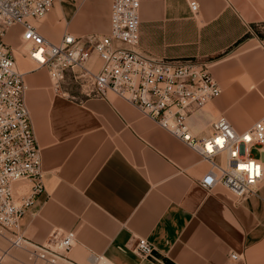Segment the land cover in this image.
I'll return each mask as SVG.
<instances>
[{
	"label": "crops",
	"instance_id": "0c3cea01",
	"mask_svg": "<svg viewBox=\"0 0 264 264\" xmlns=\"http://www.w3.org/2000/svg\"><path fill=\"white\" fill-rule=\"evenodd\" d=\"M189 1L141 0L139 49L207 62L220 93L187 118L194 137L211 135L218 116L243 131L264 115V0H196L195 13ZM109 4L57 0L34 23L52 42L106 34ZM3 39L41 147L44 190L19 220L29 240L74 230V264H264V181L240 202L221 184L205 189L211 164L182 139L112 92L87 95L69 77L55 88L26 56L20 25ZM29 185L16 181L14 193ZM138 237L154 246L144 256L132 250Z\"/></svg>",
	"mask_w": 264,
	"mask_h": 264
},
{
	"label": "built area",
	"instance_id": "2783aa9c",
	"mask_svg": "<svg viewBox=\"0 0 264 264\" xmlns=\"http://www.w3.org/2000/svg\"><path fill=\"white\" fill-rule=\"evenodd\" d=\"M57 0H0V264H74L68 256L74 230L52 231L43 243L29 240L19 220L34 198L44 190L41 147L36 140L25 103L26 84L16 60L4 41L15 25L22 28L26 56L45 68L55 88L69 77L87 95L107 92L129 101L141 114L155 120L209 160L211 167L200 179L209 190L221 184L236 202L256 193L264 181V115L243 131H237L225 116L213 121L211 135L196 138L187 118L220 93L207 62L157 59L139 49L141 0H110L106 34L74 36L65 32L58 42L47 39L35 25ZM192 13L196 0L189 1ZM101 60L97 70L90 61ZM223 153V163L213 156ZM30 182L16 195L14 183ZM154 248L138 237L132 250L144 256ZM231 258H238L234 252Z\"/></svg>",
	"mask_w": 264,
	"mask_h": 264
},
{
	"label": "rangeland",
	"instance_id": "374dc122",
	"mask_svg": "<svg viewBox=\"0 0 264 264\" xmlns=\"http://www.w3.org/2000/svg\"><path fill=\"white\" fill-rule=\"evenodd\" d=\"M24 43H25V42H22L23 45H24ZM16 65H17V63H16ZM17 67H18V65H17ZM27 67H28V66H27ZM251 153H252L254 156L264 158V153H262V152L260 153V152L257 151L255 148L252 149ZM217 160H218L219 163H221V164L223 163L222 157H217Z\"/></svg>",
	"mask_w": 264,
	"mask_h": 264
}]
</instances>
